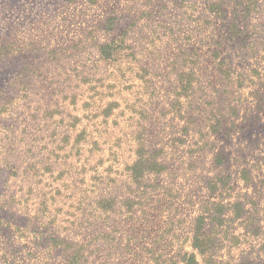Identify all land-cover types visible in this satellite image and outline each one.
Wrapping results in <instances>:
<instances>
[{"label":"rangeland","instance_id":"rangeland-1","mask_svg":"<svg viewBox=\"0 0 264 264\" xmlns=\"http://www.w3.org/2000/svg\"><path fill=\"white\" fill-rule=\"evenodd\" d=\"M0 264H264V0H0Z\"/></svg>","mask_w":264,"mask_h":264}]
</instances>
